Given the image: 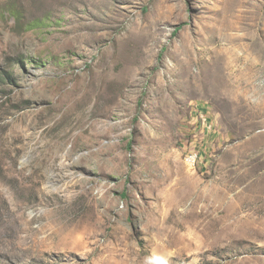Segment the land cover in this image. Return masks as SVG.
Segmentation results:
<instances>
[{
	"label": "rangeland",
	"instance_id": "obj_1",
	"mask_svg": "<svg viewBox=\"0 0 264 264\" xmlns=\"http://www.w3.org/2000/svg\"><path fill=\"white\" fill-rule=\"evenodd\" d=\"M0 264H264V0H0Z\"/></svg>",
	"mask_w": 264,
	"mask_h": 264
},
{
	"label": "built area",
	"instance_id": "obj_2",
	"mask_svg": "<svg viewBox=\"0 0 264 264\" xmlns=\"http://www.w3.org/2000/svg\"><path fill=\"white\" fill-rule=\"evenodd\" d=\"M211 130L212 128H208ZM200 152L194 150L190 152L187 156L186 163L190 169L196 170L199 167Z\"/></svg>",
	"mask_w": 264,
	"mask_h": 264
},
{
	"label": "bare ground",
	"instance_id": "obj_3",
	"mask_svg": "<svg viewBox=\"0 0 264 264\" xmlns=\"http://www.w3.org/2000/svg\"><path fill=\"white\" fill-rule=\"evenodd\" d=\"M230 14V12H229V10L228 11H226V15H229ZM228 27H229V25H227L226 23L224 24V27H223V30L224 31H226L227 29H228ZM228 43V42H227ZM229 45L231 46V47H233L234 46V44L231 42V41H229ZM226 47H228V46H226ZM225 46H223L222 48L223 49H225L226 48ZM222 48H221V50H222ZM208 53L209 54H211V55H214V54H217V50H209V52H208V50H205V51H201V56H200V58L201 57H203V60L208 56ZM209 57V56H208ZM215 59V58H214ZM218 59V58H217ZM217 62V61H216ZM207 64V63H206ZM209 65V64H208ZM211 65H209V67H210ZM217 67H218V65H216ZM212 67V66H211ZM203 68H204V66H203ZM213 68H215V66L213 67ZM209 69H212V68H209ZM214 71V70H213ZM216 73H218L217 71H216Z\"/></svg>",
	"mask_w": 264,
	"mask_h": 264
}]
</instances>
